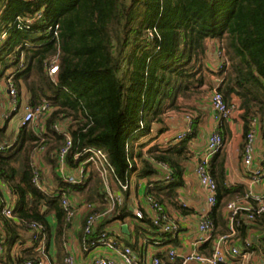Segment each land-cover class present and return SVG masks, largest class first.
I'll list each match as a JSON object with an SVG mask.
<instances>
[{
	"label": "trees",
	"instance_id": "16d2710c",
	"mask_svg": "<svg viewBox=\"0 0 264 264\" xmlns=\"http://www.w3.org/2000/svg\"><path fill=\"white\" fill-rule=\"evenodd\" d=\"M218 50L225 59L221 69L208 65L210 60L216 63ZM52 62L57 65L53 77L48 71ZM9 79L17 107L18 96L24 94L28 104L47 101L52 111L40 133L43 191L32 183V156L41 139L30 126L9 132L8 122L0 119V264L37 263L34 256L16 252L32 239L30 223L42 226L46 240L53 236L59 264H64L72 222L66 221L62 194L74 192L81 204L102 208L105 193L92 165L86 166L87 179L81 184L69 185L59 175L56 155L65 138L53 124L67 121L72 140L68 168L76 167L74 155L83 148L101 149L119 180L144 179L147 194L160 205L186 213L177 203V190L184 186V163L192 158L189 147L204 122L203 100L210 102L215 89L228 105L237 102L242 150L252 119L264 130V0H0L4 99L3 85ZM172 116L190 117V133L165 145L145 141L153 126L160 127L157 135L164 132ZM225 167L223 150L209 160L217 201L208 218L219 226L214 237L226 231V203L243 193L242 186L224 185ZM7 202L12 204L11 219L2 214ZM49 216L54 217V231ZM86 217L79 227L82 242ZM127 218L137 221L136 235L145 228L156 235L150 220L136 219L125 202L89 238L95 240L110 223ZM260 222L247 229L241 225L239 239L247 236L248 228L264 223V216Z\"/></svg>",
	"mask_w": 264,
	"mask_h": 264
},
{
	"label": "built area",
	"instance_id": "2783aa9c",
	"mask_svg": "<svg viewBox=\"0 0 264 264\" xmlns=\"http://www.w3.org/2000/svg\"><path fill=\"white\" fill-rule=\"evenodd\" d=\"M56 30V28H55ZM56 35V33L54 32ZM225 64L224 54L222 50L216 53V63L214 68L221 69ZM49 75L53 77L57 73V65L55 62L49 66ZM7 104H1L4 111L1 114V121L10 122L12 117L18 111L17 95L12 81L9 79L3 85ZM210 107L214 113L215 121L224 120L231 125L234 124L237 117V105H228L222 95L213 90L210 94ZM9 108V109H7ZM52 111V108L47 101L33 106L27 104L20 115L19 126H30L38 134L41 141L33 153L34 173L32 178L33 185L40 191L45 190V181L42 178L43 163L41 161V153L44 151L43 139L40 135L41 126L46 117ZM185 130L177 134L176 139L181 140L191 131V119L185 117ZM67 121H57L53 124L52 129L64 136V142L57 152L56 159L58 164V173L69 185H77L83 183L87 179V165H92L98 173L104 196L103 210H98L100 205L97 204H82L88 212L83 226L84 238L90 239L93 230L99 222L114 214L117 209L122 207L125 202L124 194L130 190V178L126 177L125 181L119 180L112 166L109 164L107 155L101 149L83 148L80 152L74 155L75 168H68L66 157L72 148V140L67 130ZM259 125L256 118L250 122L249 130L244 138V147L241 154L242 166L247 170L245 180L246 184L239 180L236 172L232 174H224V185L227 188H233L244 185L241 196L232 199L225 206L226 231L214 237V226L209 220L208 215L200 216L196 223V234L193 242L195 250L187 254H179L174 248L168 249L166 255L169 262H175L179 259L180 264H264V229L260 235H254L255 229L248 228L247 236L239 239L238 228L244 225L257 226L260 223L261 217L264 216V191L256 193L253 186L264 179V152L260 156L259 164L255 165L254 147L258 136ZM223 141L220 132L216 127H213L208 135L206 147L197 161L194 174L201 190L206 193V204L209 210L216 206V184L208 171L209 160L211 157L223 150ZM0 150L3 147L0 146ZM128 161V159H127ZM163 171L168 172V167L165 164L160 165ZM241 181V182H239ZM113 182L117 187L114 191L110 183ZM146 211L136 208L133 215L136 219L147 217L152 226L156 229V235L152 238L155 245H160L162 238L167 234H174L177 231V224L169 219L162 205H160L150 195L146 194ZM62 209L66 215V221L72 222L76 216L77 203L69 194H62L60 200ZM180 205L186 208V205L179 200ZM4 217L12 218V204L5 203L2 207ZM27 228L31 234V242L38 243L40 251H45L46 239L42 232L43 228L40 224L30 223ZM254 236L257 238L253 241ZM83 241L85 250L104 247L114 252L116 258L96 257L91 264H164L156 255H147L145 252H139L120 242L114 235L113 231L103 230L95 240L89 242ZM1 244V242H0ZM208 246V254L200 253L197 248ZM4 254V248L0 245V257ZM19 264H41L34 263L29 260H23ZM64 264H74V258L71 253H67L64 258Z\"/></svg>",
	"mask_w": 264,
	"mask_h": 264
},
{
	"label": "crops",
	"instance_id": "0c3cea01",
	"mask_svg": "<svg viewBox=\"0 0 264 264\" xmlns=\"http://www.w3.org/2000/svg\"><path fill=\"white\" fill-rule=\"evenodd\" d=\"M208 65L210 67H214L215 60L214 61L210 60ZM232 103L237 105V102L235 100H233ZM201 110L205 112L204 114L205 118L203 122L204 128L202 132L200 131V133L199 132L197 133V135L199 134L198 140L200 142L194 143V139H193L190 144L189 151L192 153V158L189 159L186 163H184V167H185L184 176H183L184 186L177 190V196H178L177 203H179V200H181L183 204L186 205L185 209L187 211L186 213H182L183 218H181L180 216H174V214H167L165 207L163 206L169 219L177 224V231L174 234L164 235L161 244L155 245L152 242V238L155 237V233L153 234L151 229L145 228V230L140 235H136L135 225L137 221L135 219L127 218L123 222L114 221L106 227V229L113 231L115 237L123 244H129V246L132 245L134 250L139 252H145L147 255L154 254L157 257H159L164 264H174L168 261L166 255V251L168 249L174 248L179 254H187L192 250H195V247L193 246V242L196 234V223L198 221L194 222L192 216L193 214L195 215L196 213H198L199 218L204 214H207L209 217V214L212 211L209 210L207 207L206 193L200 189L198 182L196 180V176L194 174L195 165L199 160L200 155L205 150L208 135L210 134L213 127H215V122H216L214 119V113L212 112L208 99L203 100V103H201ZM185 124L186 122L183 116H178V117L172 116L166 121V129H168L169 125L172 127H177L179 129L177 134H179L180 132L183 131ZM219 126L220 125H218L219 132L220 133L222 132L223 140H224L223 151L226 154L225 173L232 174L233 172H236L239 180H242V183L247 185L245 182V180H247L246 177L247 170L242 166V161H241V154H242L241 147L243 145V139L239 130L240 125L237 122H234V124L231 125L229 122L223 120L222 127ZM155 128L159 129L160 127L155 126ZM258 133L259 134L256 138L255 147H254L255 165L259 164L260 156L264 152V130L262 127L261 128L259 127ZM167 142H169V140L165 139V141L161 143L158 142V144L165 145ZM138 180H140L142 184H146V180L144 179H138ZM243 184L241 186L244 189ZM110 186L114 191L117 190V187L113 182L110 183ZM253 190L256 193H262L264 191V179L261 180L259 183H257L255 186H253ZM126 193L128 195V198L125 197ZM126 193L124 194L125 202L126 205L129 206L132 214L136 208H140L144 212L146 211V200H144V202L141 204L131 196L130 190L129 192ZM69 195L77 203V209H76V216L71 223V228L66 233L67 240L64 245L66 254L67 253L72 254L74 258V264H91L92 261L98 256L116 258L113 251L108 250L104 247H97L94 249L85 250L84 243L79 238V227L81 225L82 220L84 219V217H86L88 212L86 211L85 207L79 202V198L77 197L76 193L71 192ZM172 208L173 210H176L173 206ZM103 209L104 208L103 207L101 208L100 206L98 208V210H103ZM224 215H225V208L223 209V216ZM127 220L130 223H128ZM48 221L52 227V231H54V226H55L54 217L49 216ZM123 225L127 227L125 232L122 230ZM218 228L219 226L216 227L214 226V231ZM263 229H264V223L260 224V226L255 229L254 235L255 236L260 235ZM45 247L46 250L42 252L40 251L41 249L40 247L34 246L31 243V241L28 240L25 243L17 246L16 252L17 254L24 257L34 256L37 262L40 261L41 264H59L58 249L53 239V236H51L49 241L46 240ZM197 250L203 254L209 253L208 246L198 247Z\"/></svg>",
	"mask_w": 264,
	"mask_h": 264
},
{
	"label": "rangeland",
	"instance_id": "374dc122",
	"mask_svg": "<svg viewBox=\"0 0 264 264\" xmlns=\"http://www.w3.org/2000/svg\"><path fill=\"white\" fill-rule=\"evenodd\" d=\"M0 104H4V106L7 104L6 99L2 98V95H0ZM28 104L26 96L24 94H22V96H18V111L17 113L12 117V119L10 120V122H8L7 125V129L9 132H15L18 127H19V123H20V115L21 112L24 110V107ZM210 104V102H209ZM9 109V108H7ZM1 111H4L3 108L0 109V113H2ZM222 123L219 121L215 122V127L217 128L218 125ZM204 128V123L199 124L198 126V132L200 133V131L202 132ZM153 133L149 136H147L145 138V141H149V144L153 145L155 144V142H163L165 141V139L173 142V140L176 138V135L179 131V129L177 127H172V126H168V129H166L164 132H162L161 134L157 135L155 132L158 131V128L156 129L155 126L152 127ZM185 130V127L184 129ZM199 138V134L194 138V143H199L200 141L198 140ZM130 194L131 196L139 203H143L147 194V188H146V184H142L140 182V180H138L136 177L131 176L130 177ZM165 210L167 212V214H174V216H180L181 218H183L182 216V212L177 211V210H173L171 205H165ZM189 215V214H188ZM192 219L194 220V222L199 221V214L196 213L195 215L193 214ZM128 223H130L127 220ZM194 239V238H193ZM34 246H38V243L36 242H31Z\"/></svg>",
	"mask_w": 264,
	"mask_h": 264
},
{
	"label": "water",
	"instance_id": "95a60500",
	"mask_svg": "<svg viewBox=\"0 0 264 264\" xmlns=\"http://www.w3.org/2000/svg\"><path fill=\"white\" fill-rule=\"evenodd\" d=\"M44 209H45V208H43V210H44ZM126 228H127V227H126L125 225L122 226V230H123L124 232H125ZM256 239H257V238L254 237V238H253V241L256 242Z\"/></svg>",
	"mask_w": 264,
	"mask_h": 264
}]
</instances>
